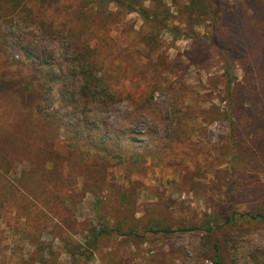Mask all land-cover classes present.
Here are the masks:
<instances>
[{"label":"rangeland","instance_id":"374dc122","mask_svg":"<svg viewBox=\"0 0 264 264\" xmlns=\"http://www.w3.org/2000/svg\"><path fill=\"white\" fill-rule=\"evenodd\" d=\"M89 1H28L14 13L0 10V189L40 168L49 191L58 192L51 203L32 200L28 209L17 202L0 206V264H212L202 245L204 230L178 229H202L206 215L228 206L225 72L244 83L247 65L221 57L226 36L224 30L214 34L211 21L188 31L176 3L190 0H162L173 15L167 29L113 4L86 9ZM220 1L230 14L243 0ZM174 26L185 36L177 37ZM80 54L115 103L79 105ZM38 80L47 82L52 101L37 115ZM246 85L242 99L250 104ZM248 120L244 115V135L252 130ZM84 124L111 154L88 146L79 133ZM120 189H134V219L176 232L148 234L140 243L110 235L82 253L84 230L116 220L112 207L120 209ZM236 207L249 210L248 203ZM216 223L222 264H264V226Z\"/></svg>","mask_w":264,"mask_h":264},{"label":"trees","instance_id":"16d2710c","mask_svg":"<svg viewBox=\"0 0 264 264\" xmlns=\"http://www.w3.org/2000/svg\"><path fill=\"white\" fill-rule=\"evenodd\" d=\"M28 1L40 6H49L55 0H0V10L7 7L9 13H14ZM145 1L150 3L149 7L144 5ZM112 4L124 14L137 13L145 23L154 27L167 29L166 22L168 18L173 17L162 0H90L85 5H87L86 9H90V7L99 8ZM176 8L180 15L185 16V26L190 33L194 32L196 26L205 24L207 20L211 21L214 34L218 30H224L226 40L223 47L218 48L221 57L225 61L236 60L247 65L244 83H236V78L229 69L225 72L226 88L230 97V131L225 142L229 160L225 173L227 178L223 185V199L228 206L222 207L217 213L206 215L205 221L201 224L202 229L196 227L178 229L179 232L204 230L203 248L208 251L212 264H222L220 243L213 239L215 228L212 225L213 222L224 221V224L236 225L238 221L244 220L264 226V180L262 178L264 176V0H243L241 9L230 14L224 12L220 0H190L185 5L176 3ZM170 30L177 34V37L185 36L176 26ZM210 37L209 39L214 41L213 36ZM227 37L231 39L227 41ZM77 57L76 62L80 64L79 74L82 76L77 95L79 105L85 108L97 102L106 105L115 103L116 99L108 92L101 78L96 76L93 65L87 57L82 54ZM45 77H48L47 73ZM245 83L248 84L245 87V97L247 95L250 97V104H247V99H242ZM38 86L43 91L36 92L38 96L36 114L42 112L45 102L52 101L51 89L48 87L45 89L47 82L42 83L38 80ZM244 115L249 119L247 122L252 125L249 135H244V130H241ZM38 119V116L34 117L35 122ZM42 119L48 122L47 117ZM79 130V133L86 135L88 146L98 152L111 154L110 151L104 150L101 146L102 141L96 139V134L90 130V127L84 124ZM261 174H263L262 177ZM133 190L127 192L118 190L120 209L112 207L117 214L112 225L99 223V228L89 227L86 231L84 230L87 249L82 253L96 249L99 240L110 235L123 236L140 243L148 234L176 232L170 226L163 227L158 221L144 222L145 218L134 219L132 215L134 203L130 200V198L134 200ZM57 196L58 192H50L47 188L43 170L35 168L23 172L16 185L10 181L4 183L0 189V206L4 202H17L15 204L25 203L28 209L32 200L38 199L47 204L57 199ZM97 203L100 204L101 201L98 200ZM237 203H248V212L239 211L236 207ZM231 240L230 234L224 241L225 249ZM78 254L77 249L71 251V256L74 258Z\"/></svg>","mask_w":264,"mask_h":264}]
</instances>
